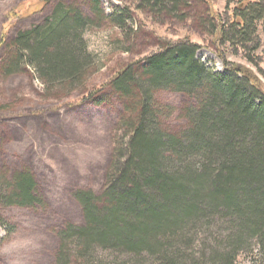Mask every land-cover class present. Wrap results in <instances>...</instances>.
<instances>
[{"label": "trees", "instance_id": "trees-1", "mask_svg": "<svg viewBox=\"0 0 264 264\" xmlns=\"http://www.w3.org/2000/svg\"><path fill=\"white\" fill-rule=\"evenodd\" d=\"M89 1L97 10L99 0ZM136 1L135 8L156 22L187 15L181 0ZM124 12L112 13L113 24L124 25ZM13 17L22 14L10 11L8 20ZM92 22L77 3L62 1L42 22L16 30L11 39L6 32L0 36L6 75L30 68L44 92H64L61 98L77 93L80 103L99 102L110 88L121 100L102 190L76 193L83 222L57 233L54 264H234L254 246L252 264H264L262 82L222 55L223 71L210 70L196 57L198 45L182 39L157 44L87 89L98 70L83 37ZM209 23L218 48L264 55V0H236L229 19L216 14ZM163 89L187 94L197 104L188 111L190 126L183 134L161 122L154 96ZM36 186L28 168L5 175L0 204L32 207L40 200ZM215 216L228 225L225 234L210 231ZM208 232L213 244L206 242Z\"/></svg>", "mask_w": 264, "mask_h": 264}, {"label": "rangeland", "instance_id": "rangeland-1", "mask_svg": "<svg viewBox=\"0 0 264 264\" xmlns=\"http://www.w3.org/2000/svg\"><path fill=\"white\" fill-rule=\"evenodd\" d=\"M43 1L0 0V36L6 32V39H11L16 30L42 22L62 1L77 3L93 20L83 37L96 55L98 70L87 80V89L106 82L121 66L154 51L157 44L182 39L198 45L196 57L210 70L223 71L222 55L227 61L249 68L264 86L261 50L248 54L227 45L218 48L209 28L212 15L229 19L236 0L229 6L226 0H181L186 17L180 21L166 16L160 22L137 10L136 0H99L97 10L89 0H48L47 5H42ZM13 10L22 17L8 20ZM122 10L125 22L118 27L111 17ZM3 55L0 47V179L28 168L40 200L32 207L0 204V264H54L57 233L67 225L83 222L76 193L102 190L121 100L110 88L104 90L99 102L80 103L73 92L62 98L64 92L60 96L44 92L30 68L6 75L2 70ZM154 97L163 111L162 124L173 132L185 133L190 126L188 111L197 106L193 98L166 89ZM211 221L214 223L210 231L218 235L227 232L225 220L215 216ZM193 229H186L184 235L186 231L192 234ZM210 233L205 234L206 242L213 244ZM257 253L258 246L251 253L241 252L234 264H252Z\"/></svg>", "mask_w": 264, "mask_h": 264}]
</instances>
